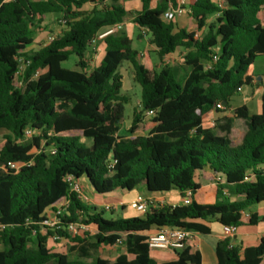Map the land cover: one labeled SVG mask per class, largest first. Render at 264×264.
Returning a JSON list of instances; mask_svg holds the SVG:
<instances>
[{
  "label": "trees",
  "instance_id": "trees-1",
  "mask_svg": "<svg viewBox=\"0 0 264 264\" xmlns=\"http://www.w3.org/2000/svg\"><path fill=\"white\" fill-rule=\"evenodd\" d=\"M125 1L0 0V165H23L18 172H0V225L5 227L0 232V264H202L201 255L188 247L178 252L177 260L157 263L148 234L170 227L209 235L211 229L203 222L238 228L264 223L255 213L242 221L244 213L264 204V83L259 114L242 106L214 128L203 126L211 111L224 112L219 105L229 108L244 86H252L250 67L264 56V0H222V9L211 0H193L190 14L197 32L164 19L177 0H158L155 8L153 0H141L142 10L132 14L143 31L140 39L150 35L161 63L183 50L188 71L184 80L169 66L159 71L151 52L133 49L124 29L94 43L101 32L130 15ZM52 15L58 16L62 30L48 45L30 50ZM98 44L104 57L91 68ZM73 56L76 69L64 68ZM23 57L30 65L24 85L16 88ZM124 63L133 67L141 87L140 109L134 111L127 138L119 136L128 104L122 95ZM149 111L155 112L156 126L147 136L137 135ZM238 120L245 124L243 136L234 125ZM28 128L37 133L31 142L25 136ZM203 171L213 180H224L216 186L214 204L196 202L197 175ZM250 173L253 180L247 182ZM68 178L86 184L93 197L136 188L152 195H193L189 206L150 203L142 217L106 219V210L84 204L71 191ZM59 209L64 210L65 226L83 224L97 233L71 236L49 228L43 234L42 222ZM54 235L69 240L71 249L79 250L78 259L52 253L48 241ZM92 238L95 244L90 245ZM119 242L127 252L115 260L91 258L88 251L89 245ZM216 256L217 264H264V238L244 249L225 239L217 244Z\"/></svg>",
  "mask_w": 264,
  "mask_h": 264
},
{
  "label": "rangeland",
  "instance_id": "rangeland-1",
  "mask_svg": "<svg viewBox=\"0 0 264 264\" xmlns=\"http://www.w3.org/2000/svg\"><path fill=\"white\" fill-rule=\"evenodd\" d=\"M106 4L112 3V0H105ZM132 4V3H131ZM88 9L90 7H87ZM131 17V16H130ZM133 17V16H132ZM131 23H133L131 21ZM44 26H46V32L44 34H38L36 37V42L34 45L30 48L32 51H36L40 49L41 47L45 46L44 44L49 42L50 37H55L57 34L62 30V27H60V20L58 16L52 15L49 16L47 20L44 22ZM126 32V30H123ZM127 33V32H126ZM129 35L132 37L133 40V49L137 50L140 53H144L145 51L151 52V59L157 66V69L160 71L164 67L169 66L173 69H175L178 73V76L181 80H184L186 78V75L188 73L185 65L183 64V60L181 59V55L172 57L168 62L161 63L157 54L154 51V47L150 45L149 39L150 35L143 36L142 39H140V36L143 35V31L139 27H135L134 31L128 30ZM49 44V43H48ZM47 44V45H48ZM99 45V44H98ZM76 63L77 58L75 56L71 57L70 60L63 64L64 68L67 69H76ZM98 65V59L96 58L95 61L91 64V68ZM250 71H252L255 75L261 76L264 78V56H259L254 64L250 67ZM120 72L123 76V91L122 95L128 98V104L125 107V122L123 124V128L121 132L119 133L120 137H130V129L133 122V116L134 111L139 110L140 106V99H141V87L136 83L135 81V72L133 67L129 63L122 64L120 68ZM256 76V77H257ZM254 77V78H256ZM253 78V79H254ZM253 89H250L249 86H244V90L238 94H236L232 98L231 106L229 108H226L223 110L224 112L219 113L216 111H211L213 114L211 117H209L206 120V128H213L212 123L216 122L225 117V116H232L233 110L238 107L244 106V103H247L251 109V112L253 114H259L261 111L259 109L260 104V98L262 95V91H260V88L262 87V83L258 81H252ZM248 97V98H247ZM246 106V105H245ZM142 124L140 125L139 130L136 132L137 135H143L147 136L150 134V132L155 128L156 124L154 122V117H148L143 115L142 117ZM235 126L239 128L240 132L242 133V136L245 133L246 128L242 124L241 121H236ZM37 136V133L34 134ZM33 135V136H34ZM32 137L28 138L27 141L31 142ZM4 142V133L0 134V144ZM238 143L240 141H237ZM80 186L83 190V192L89 193L85 190L83 187V182L80 183ZM133 192H139V188L134 189ZM122 194V193H120ZM126 194V193H124ZM131 194V193H128ZM116 195H106V197L103 199H100V206L97 207L98 210H105V206H111L114 208V204L116 203ZM84 204H88L89 201L81 200ZM63 207H67V203L65 202L63 204ZM91 207V206H90ZM130 206L128 207V209ZM131 211L128 214L123 213L120 211V207L114 208L112 211H104V217L106 219H118V218H133V217H142L144 213L137 212L136 210L130 208ZM256 209V208H254ZM218 227V225H215ZM241 228V227H240ZM48 232V230H47ZM47 234V233H46ZM96 233H93L91 236L93 237ZM35 239H33L34 243ZM32 243V245H33ZM95 244V240L92 238L90 240V245ZM88 246V251L90 253L91 258H104V259H110L115 260V258L119 254H125L127 252V249L124 244H117L115 246H101L99 248H93L92 246ZM73 246L72 243L66 242V241H54L53 238H49L48 241V247L51 250L52 253H59L64 254L68 256L69 260L78 259L79 250L73 251L71 247ZM130 258H132L131 255H129ZM82 261H89V259H80Z\"/></svg>",
  "mask_w": 264,
  "mask_h": 264
},
{
  "label": "crops",
  "instance_id": "crops-1",
  "mask_svg": "<svg viewBox=\"0 0 264 264\" xmlns=\"http://www.w3.org/2000/svg\"><path fill=\"white\" fill-rule=\"evenodd\" d=\"M178 1V0H177ZM193 0H187V12L181 16L176 18V24L179 28L185 29L188 32H197L198 27L196 21L192 18L190 14V4ZM221 0H211L214 4H218ZM132 3V4H131ZM158 4V0H153L151 4V8H155ZM126 9L128 12H130V15H128L125 18V21L123 23V29L126 30L128 36L132 39V37L129 35L128 30L134 31L135 27L137 25L133 22L134 17H132L134 13L139 12L142 10V2L141 0H126L125 1ZM131 16V17H130ZM49 17V16H48ZM46 18V20L48 19ZM216 16L210 17L208 20V23H212L215 20ZM131 21L133 23H131ZM46 30L41 33L44 34ZM203 31H200L199 34H203ZM36 42V39H35ZM48 43L46 42L44 45L46 46ZM155 50V48H154ZM182 54V55H181ZM181 55V59L183 60V57L185 55V52L183 50H178L176 51L173 55L168 56L165 59V62H168L172 57ZM104 57V47L100 44L96 48V53L93 55L91 64L95 61V59H98V65L102 61ZM97 65V66H98ZM95 66V67H97ZM93 67V68H95ZM249 75L256 77L252 71L249 70ZM260 81L261 83H264V78L261 76H257L256 78L253 79V81ZM250 89H253V85L249 86ZM244 88H242V91ZM260 91H262V87L260 88ZM248 98V97H247ZM260 104H261V98H260ZM246 107H249L247 103L243 104ZM259 109L261 111L262 107L259 106ZM251 111V109H250ZM252 113V112H251ZM213 112H210L207 115V118L204 121L203 126L205 127L206 125V120L211 117ZM253 114V113H252ZM231 117V116H229ZM236 122V121H235ZM242 124L245 127V124L242 122ZM235 125V123H234ZM206 128V127H205ZM239 130L238 127L235 126ZM240 131V130H239ZM242 134V133H241ZM197 183L200 184V190L196 195V202L199 204H214L216 202V186L214 185V180L213 176L209 171H203L198 173L197 175ZM84 185V184H83ZM84 188L87 192H89L88 186L85 184ZM134 191V190H133ZM121 192L117 191L113 193L116 195V203L114 204V208H119L120 211H122L125 214L130 213L131 209H133L132 205L136 202L138 197H143L147 200L148 203L156 204L157 206H172V205H180L182 202V197L180 193L178 192H170L166 194H157V195H152L144 190L139 189V192ZM122 193V194H120ZM126 193V194H124ZM131 193V194H128ZM89 203L87 205L91 207H99L101 202L100 199H104L106 196H91L89 193H86ZM130 208L128 209V207ZM249 215L251 213H255L258 215L259 218H264V204L261 206L256 207V209H252L251 211L246 212ZM204 225L209 227L211 229V234L209 235H201L199 233H194L191 232V239L188 243V248L190 249L191 253H196L198 252L201 255L202 259V264H217V256H216V246L220 241H223L226 239L224 232H223V227L220 226L216 222H203ZM218 225L216 227L215 225ZM161 229L153 228L150 233L148 234L149 236L156 235L158 231ZM90 233L91 235L93 233H97V231L93 228H90ZM264 238V223H260L257 226H249L245 225L241 228H239L236 236L233 238V246L235 247H240L242 249L246 247H254L257 246L260 240ZM132 258H129L132 260L134 259V256L131 255ZM151 256L152 258L157 262V263H167L171 261H175L178 258V252H166V251H160V250H151Z\"/></svg>",
  "mask_w": 264,
  "mask_h": 264
},
{
  "label": "built area",
  "instance_id": "built-area-1",
  "mask_svg": "<svg viewBox=\"0 0 264 264\" xmlns=\"http://www.w3.org/2000/svg\"><path fill=\"white\" fill-rule=\"evenodd\" d=\"M187 0H178L175 7L169 8V10L164 14V19L168 22L174 21L176 18L183 16L187 12ZM219 9L223 8V2L222 0L217 4ZM219 16V14L217 15ZM123 30V24H118L113 27H109L105 29L103 32H101L96 41L94 43H97L103 39H105L107 36L115 34L119 31ZM54 40V37L49 38V42H52ZM218 58L215 56L214 61H217ZM20 67L18 72L15 75L14 79V86L16 88H20L24 85L23 78L25 76L26 69L30 65V61L26 59L25 57L20 59ZM219 108L221 110H224V107L222 105H219ZM146 116L148 117H154L155 112L149 111L146 113ZM211 127H215V122L212 123ZM35 132L32 129H26L25 136L26 138H31ZM22 164H17L13 162H7L0 165V172H8V171H14L18 172ZM262 173H264V166L260 169ZM247 182H250L253 180L252 173L248 174L246 179ZM68 183L70 184L71 191L78 194V197L80 200H86L89 201L87 195L83 192L81 186L78 183H75L72 178H68ZM224 180L222 177H217L214 180V185L217 186L218 184H223ZM223 194L225 196H228L227 191H224ZM192 192L188 191L186 193V196L182 198V202L180 205L189 206L191 204V198H192ZM150 203L147 202V200L143 197H138L136 202L132 205L133 209L137 212L145 213L148 205ZM180 205H172L173 208H176ZM106 211H112L114 208L111 206H105L104 208ZM64 216V210L59 209L55 212H50L46 219L42 222V233L46 234L47 230L50 228L52 230L58 229V230H65L70 234L71 236H76L78 234H82L84 232H90V228L88 226H85L83 224H69L65 226L63 224L62 218ZM250 215L248 213H244L242 215V221L248 220ZM5 229L4 226L0 225V232ZM239 228L237 226L231 225V226H224L223 232L226 237V239H230L233 242V238L236 236ZM33 235H36V232L33 233ZM54 241H63L62 238H60L57 235H54L52 237ZM191 239V232L187 231L185 229L181 228H162L156 235H152L148 237V245L150 250H160V251H166V252H182L188 247V243ZM66 242H69V240H66ZM118 244H122L119 242ZM233 245V244H232Z\"/></svg>",
  "mask_w": 264,
  "mask_h": 264
}]
</instances>
